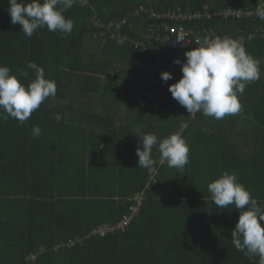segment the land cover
Masks as SVG:
<instances>
[{
	"label": "trees",
	"instance_id": "16d2710c",
	"mask_svg": "<svg viewBox=\"0 0 264 264\" xmlns=\"http://www.w3.org/2000/svg\"><path fill=\"white\" fill-rule=\"evenodd\" d=\"M257 5L258 0H88L87 6L76 4L64 13L74 21L70 35L44 27L28 38L21 25L11 23L9 0H0V64L18 75L17 69L34 61L57 85L56 95L25 123L0 118V264H258V256L249 258L232 244L239 210L217 208L207 185L223 171L235 172L264 206V20L255 15L186 23L195 34L214 28L221 38L257 35L243 45L261 61V76L239 99L248 122L263 130L261 147L247 158L238 150L252 142L246 134L251 127L239 130L235 141L228 139L229 124L243 121L241 114L216 120L198 112L191 118L179 103L143 97L133 84L144 73L135 66L138 48L133 41L118 44L109 31L111 23L115 30V24L130 19L135 30H119L139 39L149 8L255 12ZM195 34L177 54L163 50L166 65L186 59L184 53L197 45ZM157 47L149 44L152 51ZM174 64L181 78V66ZM33 79L29 70L21 82ZM158 103L162 116L154 110ZM121 112L127 113L125 124L107 129L86 124L90 116L118 120ZM34 126L42 130L38 138L31 134ZM181 129L190 146L183 169L161 165L156 147L154 166L138 167L136 148L144 134L163 139ZM133 207L139 209L125 229L96 233L117 226Z\"/></svg>",
	"mask_w": 264,
	"mask_h": 264
},
{
	"label": "clouds",
	"instance_id": "9594fccd",
	"mask_svg": "<svg viewBox=\"0 0 264 264\" xmlns=\"http://www.w3.org/2000/svg\"><path fill=\"white\" fill-rule=\"evenodd\" d=\"M76 4L85 7L88 0H9L8 12L11 23L21 25L23 35L28 38L44 27L49 32L70 35L74 21L66 18L64 13ZM255 15L264 20V0H258ZM117 43L123 44L124 39L119 38ZM184 56V61H174L181 66L182 76L169 85L168 90L189 114L200 112L216 120L237 114L242 108L239 97L247 84L261 76V61L248 54L239 40L230 37H205ZM29 70L35 73V79L24 85L21 78L28 77ZM17 73L13 74L8 66L0 64V118L11 117L23 124L47 98L56 95L57 85L54 80L45 78L43 67L34 61H29L25 69H17ZM161 79L167 82L172 79V74L162 72ZM54 115L56 120L61 119L58 113ZM41 133L39 126L32 128L34 138ZM154 147L160 153L161 165L166 163L170 168L183 169L189 163L190 146L180 132L163 139L148 133L143 135L136 148L139 168L154 166ZM207 191L217 208L234 205L239 210L238 221L231 233L235 249L249 258L258 256V264H264V206L239 182L235 172L223 171L208 183Z\"/></svg>",
	"mask_w": 264,
	"mask_h": 264
},
{
	"label": "built area",
	"instance_id": "2783aa9c",
	"mask_svg": "<svg viewBox=\"0 0 264 264\" xmlns=\"http://www.w3.org/2000/svg\"><path fill=\"white\" fill-rule=\"evenodd\" d=\"M149 16V21L147 23V32L145 37H151L153 39V43L159 45L155 52L152 54L148 49L143 50L141 47L138 48L139 56L143 60L137 61L145 63L151 61L152 68L150 66L149 69H146L144 66H141L145 71V74L142 76V80L135 85L137 88L143 87L144 92H154L155 96H150L152 98H156L157 96H167V98H172V101H176L171 93L163 92V89L169 83L176 81L179 77L176 74L175 64L171 62L169 65H166L163 57V49L166 46H162V43H165L169 46V49L173 50L174 53H178L181 49L191 43V37L195 32L187 27L186 23H191L195 21H229V20H242V19H254L255 12L253 11H244L242 9H237L233 7H228L222 10H194L191 8H177L173 10H169L168 12H164V14L159 15L153 11L144 12ZM136 16L140 15V11H137ZM127 20V19H125ZM124 20V21H125ZM122 22V20L120 21ZM119 22V23H120ZM114 24H110V29ZM123 27L127 26L126 23L122 22ZM116 26V24H115ZM112 32V30H109ZM195 42L202 41L205 37H221L217 34V31L214 28H209L208 30L202 31L200 34H195ZM121 38V37H120ZM230 38H233L230 36ZM256 38V35L250 34L248 38L239 37V40L242 44L248 42H253ZM119 39V38H118ZM124 39V38H123ZM183 39V40H179ZM234 39V38H233ZM128 42L127 38L124 39V42ZM142 43H139V46H142ZM139 65V64H138ZM170 72L172 74V79L164 82L161 79L162 72ZM176 79V80H175ZM150 85V87L148 86ZM161 92V94H160ZM153 93V94H154ZM160 94V95H159ZM170 101L169 99H167ZM144 199L141 197L139 199L140 205L143 203ZM139 207H133L132 212L138 211ZM134 217V216H133ZM132 221V217H125L117 226H108L105 225L101 229L96 230V233L106 234L108 231H114L116 228L125 229Z\"/></svg>",
	"mask_w": 264,
	"mask_h": 264
},
{
	"label": "rangeland",
	"instance_id": "374dc122",
	"mask_svg": "<svg viewBox=\"0 0 264 264\" xmlns=\"http://www.w3.org/2000/svg\"><path fill=\"white\" fill-rule=\"evenodd\" d=\"M145 8V7H144ZM143 10V9H142ZM169 10H173V9H171V8H169L166 12H168ZM148 11L149 12H151V11H153V9L152 8H149L148 9ZM156 14H159V15H162V14H164V13H162V12H160V13H158V12H155ZM138 16H142V12L140 11V15H138ZM137 18V17H136ZM125 19H123L122 20V22H124V23H126L127 24V26L131 29V30H135V27H134V25L132 24V21L130 20V19H127V20H125ZM234 20V19H233ZM242 20H244V19H242ZM245 20H249V19H245ZM122 22H120V23H118L117 25H116V28H115V30H112L113 32L111 33L112 35H113V37L117 40L118 38H120V37H122V38H127V40L128 41H133V44L135 45V47H136V49L137 48H139V47H141L143 50H145V49H148L149 50V52L150 53H154L155 52V50L154 51H152V50H150V48H149V44H153V39L151 38V37H145V34H146V32H147V24H146V27H145V30L144 31H141L140 30V37H139V39H137V40H132L131 38H130V36H128L127 35V33H125V32H123V30H119L120 28H122L123 27V25H122ZM107 32H102V34H106ZM255 35V34H254ZM96 37V36H95ZM239 37H245L246 39L248 38V37H246L245 35H241V36H237L236 38H234V39H238ZM262 38L264 39V33H263V35H262ZM255 39H257V35H256V38ZM248 42V41H247ZM246 42V43H247ZM139 43H142L143 45L142 46H139ZM246 43H244V44H246ZM162 46H166L165 48H168V50L169 51H173V50H171V49H169V46L167 45V44H165V43H162ZM165 48L163 49V47H161V50H165ZM139 60H143V59H141L140 58V56H139V59L137 60V61H139ZM139 64V65H138ZM137 64V62H136V64H135V66L138 68H142L141 66H144L146 69H149L148 67L150 66V68H152V64H151V61H148V62H145V63H141V62H139ZM141 65V66H140ZM143 74H145V71L143 70ZM178 76V75H177ZM179 77V79H180V76H178ZM178 79V80H179ZM176 80V79H175ZM177 81V80H176ZM176 81H173L172 83H174V82H176ZM136 83H138V81L137 80H135V81H133V84H134V86H135V84ZM172 83H169L168 85H166V87L163 89V92H165L166 93V91H168V93H169V90H168V87H169V85L170 84H172ZM134 87H131V89H133ZM139 90L142 92V94H143V97H147V96H149L150 98H152L151 96H155V93L154 92H144V88L143 87H139ZM140 92V93H141ZM154 93V94H153ZM151 96H150V95ZM160 94H161V92H160ZM159 94V95H160ZM153 99H155L154 101H161V102H164V101H167V102H170V104H178V102L177 101H172L171 99L172 98H167V96H157L156 98H153ZM167 99H169L170 101H168ZM161 105L162 104H160V103H158L157 105H156V108H154V110H155V112H161L159 115L160 116H162V114H163V111L160 109V107H161ZM170 107V106H169ZM154 110L150 113V114H152V115H154L155 113H154ZM240 111H242V110H240ZM120 114V117L118 118V120H112L111 121V124L110 125H112V124H114V125H117V124H119L120 125V123H123V124H125L126 122H127V113H125V112H121V113H119ZM99 116H101V115H99ZM103 116V115H102ZM189 116L191 117V118H195V117H197L198 116V112L197 113H194V114H189ZM138 120L139 119H142V118H137ZM247 119V118H246ZM248 120H250V115H249V119ZM240 124V122H239V120L237 121V126H240L239 125ZM247 124L249 125L247 128H249V127H251V129H249L247 132H246V134H249V137L250 138H252V141L253 142H255V143H253V144H251V145H249V146H246V147H243L242 149H241V151H240V153H238L240 156H242V157H244V158H246V156L244 155V153L245 152H249L250 153V155H253L257 150H258V148H260L261 147V143H260V140H261V138H262V130H263V127L261 126V125H259V124H256V127L253 125V124H251L250 122H247ZM127 125V124H126ZM183 126H182V128H185L186 127V124L184 123V124H182ZM103 128H106V125H104L103 126ZM107 129V128H106ZM231 131H232V133H236L234 130H232L231 129ZM180 133H182V129L179 131ZM245 134V135H246ZM232 136H234V135H232ZM247 137V136H246ZM152 172H154V173H156V171H152ZM133 216H134V213L133 212H131L129 215H128V218H130V217H132V219H134L133 218ZM34 259H35V256L33 257Z\"/></svg>",
	"mask_w": 264,
	"mask_h": 264
},
{
	"label": "crops",
	"instance_id": "0c3cea01",
	"mask_svg": "<svg viewBox=\"0 0 264 264\" xmlns=\"http://www.w3.org/2000/svg\"><path fill=\"white\" fill-rule=\"evenodd\" d=\"M96 114V113H95ZM238 114L240 115L241 114V116L244 118V120L243 121H241L240 122V126H237V124H233V125H231V124H229V126H228V128H230V134L228 135V139L229 140H232V141H235L236 140V138H237V134L239 133V130H242L243 129V127H247V126H249L248 124H247V122L249 121L248 119H249V116H248V114H244V113H242V111H240V112H238ZM97 115V114H96ZM230 117V115L229 116H225V118L226 119H228ZM247 118V119H246ZM113 119H110V118H105L104 116H96V117H91L90 116V119L86 122V124H87V126H90V127H94V126H98V127H101V128H103V126L104 125H106V127L108 126V125H110L111 124V121H112ZM244 123H246V124H244ZM104 129H106V128H104ZM231 129L232 130H234L236 133L234 134V133H232V131H231ZM232 135H234V136H232ZM241 133H240V136H239V141H238V143L236 144V147L239 145V143L241 142ZM245 143H247V144H242L241 146H240V148H239V150H238V153H240V151H241V149L243 148V147H246V146H249V145H251V144H253V143H255V142H250V141H247V142H245ZM244 155L246 156V158L250 155V153L249 152H245L244 153Z\"/></svg>",
	"mask_w": 264,
	"mask_h": 264
}]
</instances>
